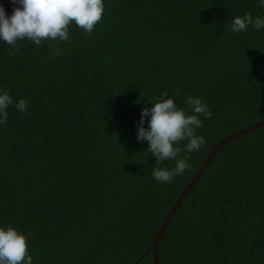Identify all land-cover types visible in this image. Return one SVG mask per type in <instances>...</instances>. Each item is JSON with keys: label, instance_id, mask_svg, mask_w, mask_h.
Segmentation results:
<instances>
[{"label": "trees", "instance_id": "16d2710c", "mask_svg": "<svg viewBox=\"0 0 264 264\" xmlns=\"http://www.w3.org/2000/svg\"><path fill=\"white\" fill-rule=\"evenodd\" d=\"M7 15L12 0H0ZM91 35L67 42L0 41V226L27 236L33 264H134L212 146L264 118V30L233 34L256 0H104ZM53 45L61 47L53 56ZM162 91L178 107L198 95L213 115L191 167L152 178L141 109ZM145 127L147 118H145ZM182 144L184 142H181ZM136 264H153L152 252ZM159 264H264V125L223 145L172 217Z\"/></svg>", "mask_w": 264, "mask_h": 264}, {"label": "clouds", "instance_id": "9594fccd", "mask_svg": "<svg viewBox=\"0 0 264 264\" xmlns=\"http://www.w3.org/2000/svg\"><path fill=\"white\" fill-rule=\"evenodd\" d=\"M13 11L7 15L0 4V41L10 45L9 54L15 55L18 41L28 40L36 46L42 41L67 42L70 40L69 25L74 24L85 35H91L95 25L101 21L104 0H12ZM264 8V0H256ZM249 28L264 30V15L246 12L236 15L229 23L233 34L247 32ZM61 47L53 45V56H60ZM151 107L141 109L137 124V139L147 142V152L155 157V165L174 160L173 167H152V178L158 183L173 182L191 167L188 156L199 151L206 138L197 133L203 120L213 113L198 95L186 98L185 108L178 107L174 94L162 91ZM28 101L21 98L14 102L8 91L0 90V125L8 120V108L14 106L24 114ZM145 118L147 126L145 127ZM181 142H184L183 144ZM27 236L14 226H0V264H33L27 251Z\"/></svg>", "mask_w": 264, "mask_h": 264}, {"label": "water", "instance_id": "95a60500", "mask_svg": "<svg viewBox=\"0 0 264 264\" xmlns=\"http://www.w3.org/2000/svg\"><path fill=\"white\" fill-rule=\"evenodd\" d=\"M263 125H264V118L257 121L256 123L246 127V128L232 132L231 134L227 135L226 137H224L223 139H221L220 141H218L217 143H215L212 146V148L210 149V151L208 152V154L206 155V157L204 158V160L202 161V163L200 164V166L198 167L196 172L192 175V177L190 178L188 183L182 189L181 193L178 195L177 199L175 200V202L173 203V205L171 206V208L167 212L166 216L164 217L159 228L157 229L156 233L153 236V239H152V242L149 246V249L134 264L138 263L141 260V258L146 253H148L149 251L152 252V263L153 264H159V244H160V241L162 239V236H163L167 226L169 225L172 217L174 216L175 212L177 211V209L181 205L182 201L184 200L185 196L188 194V192L193 187L195 182L202 175V173L206 169V167H207L208 163L210 162V160L212 159V157L226 143L234 140L235 138H238L239 136H242L244 134L252 132V131L260 128Z\"/></svg>", "mask_w": 264, "mask_h": 264}]
</instances>
